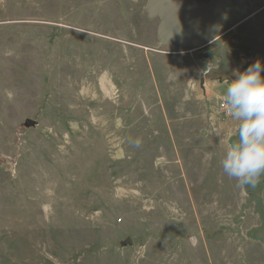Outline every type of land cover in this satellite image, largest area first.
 I'll use <instances>...</instances> for the list:
<instances>
[{
  "label": "rangeland",
  "instance_id": "obj_1",
  "mask_svg": "<svg viewBox=\"0 0 264 264\" xmlns=\"http://www.w3.org/2000/svg\"><path fill=\"white\" fill-rule=\"evenodd\" d=\"M147 1L0 0V264H264L211 186L213 49L159 45ZM262 6L227 0L215 40L247 56Z\"/></svg>",
  "mask_w": 264,
  "mask_h": 264
},
{
  "label": "crops",
  "instance_id": "obj_2",
  "mask_svg": "<svg viewBox=\"0 0 264 264\" xmlns=\"http://www.w3.org/2000/svg\"><path fill=\"white\" fill-rule=\"evenodd\" d=\"M249 30V42L250 52L247 56L240 54L242 64L251 65L259 59L264 65V6L259 9H255L248 17ZM229 32V31H228ZM227 31L218 37V40L228 35ZM174 41V40H173ZM232 43L234 39L227 40ZM226 41V42H227ZM222 43H225L222 41ZM173 45V46H172ZM172 47H175L173 42ZM202 49V48H200ZM195 50H189L188 52L177 51L175 53H192ZM207 53V52H206ZM180 55V54H179ZM205 56V55H204ZM208 63V60L205 61ZM217 60H210V64L215 65ZM233 70H236L237 74L243 71L234 64L229 65L228 69H220L219 71H213V68H207L201 74V92L198 91L194 94L195 98L200 96L201 101H207L208 112L206 116L202 118L203 130L201 137L203 139L214 140L217 143V147L225 152L222 156L221 162L213 167L216 175L210 179L214 185H211L215 190V202L217 204H231L235 206L231 208L232 218L231 224L236 236L240 237V243L245 244L240 248L239 252L248 256L249 251L246 250L249 246L259 247L264 256V175L260 177V182L255 186H240L235 178L227 176L222 168V161L227 150L233 143L238 142V132L236 130L239 127L240 121L235 119L232 114L226 116L223 112L218 110V103L220 101L225 102L226 90L228 84L237 78V75H233ZM245 71V70H244ZM264 76V73H262ZM206 171V170H205ZM204 182L206 188L207 177H199L197 183H193L194 188L199 187L198 184ZM209 182V181H208ZM208 185V184H207ZM208 187V186H207ZM202 191V190H201ZM190 198L192 196L190 195ZM222 199V200H221ZM217 214H222L229 218L226 210L216 209ZM219 214V215H220ZM237 217V219H236ZM227 230L218 228L214 234L223 235ZM242 237L245 238L242 240ZM246 247V248H245ZM253 264H257L254 261ZM260 264V263H259Z\"/></svg>",
  "mask_w": 264,
  "mask_h": 264
},
{
  "label": "clouds",
  "instance_id": "obj_3",
  "mask_svg": "<svg viewBox=\"0 0 264 264\" xmlns=\"http://www.w3.org/2000/svg\"><path fill=\"white\" fill-rule=\"evenodd\" d=\"M264 65L259 59L240 74L226 90L223 104L240 121L238 142L227 150L222 161L224 173L240 186L255 187L264 175ZM136 146L140 141L137 140Z\"/></svg>",
  "mask_w": 264,
  "mask_h": 264
},
{
  "label": "water",
  "instance_id": "obj_4",
  "mask_svg": "<svg viewBox=\"0 0 264 264\" xmlns=\"http://www.w3.org/2000/svg\"><path fill=\"white\" fill-rule=\"evenodd\" d=\"M227 0H208L201 3L196 0H148L145 14L149 20L157 19L156 38L161 46H171L173 40H179L185 47L203 48L211 45L213 50L206 53L209 60L216 59L217 72L228 69L234 64L242 71L239 44L221 43L215 40L214 34L221 23L220 15ZM32 125V124H31Z\"/></svg>",
  "mask_w": 264,
  "mask_h": 264
},
{
  "label": "built area",
  "instance_id": "obj_5",
  "mask_svg": "<svg viewBox=\"0 0 264 264\" xmlns=\"http://www.w3.org/2000/svg\"><path fill=\"white\" fill-rule=\"evenodd\" d=\"M224 103H225V102L220 101V102L218 103V107H219V109L221 110V112L224 113V115L228 116V115H230L231 113H229L228 110H227L225 107H223V104H224Z\"/></svg>",
  "mask_w": 264,
  "mask_h": 264
},
{
  "label": "bare ground",
  "instance_id": "obj_6",
  "mask_svg": "<svg viewBox=\"0 0 264 264\" xmlns=\"http://www.w3.org/2000/svg\"><path fill=\"white\" fill-rule=\"evenodd\" d=\"M204 48V47H203ZM197 49H200V48H197Z\"/></svg>",
  "mask_w": 264,
  "mask_h": 264
}]
</instances>
